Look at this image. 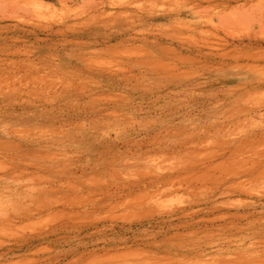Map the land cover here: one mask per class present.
<instances>
[{
  "label": "rangeland",
  "instance_id": "374dc122",
  "mask_svg": "<svg viewBox=\"0 0 264 264\" xmlns=\"http://www.w3.org/2000/svg\"><path fill=\"white\" fill-rule=\"evenodd\" d=\"M262 39L264 0H0V264H264Z\"/></svg>",
  "mask_w": 264,
  "mask_h": 264
},
{
  "label": "bare ground",
  "instance_id": "6f19581e",
  "mask_svg": "<svg viewBox=\"0 0 264 264\" xmlns=\"http://www.w3.org/2000/svg\"><path fill=\"white\" fill-rule=\"evenodd\" d=\"M261 21V20H260ZM262 40H264V39H262ZM261 41V40H260ZM227 56V55H226ZM186 182V181H185ZM192 183V182H191ZM183 188V187H182ZM131 190L133 189V188H130ZM180 189V188H179ZM129 192V191H128ZM115 196V195H114ZM119 196V195H118Z\"/></svg>",
  "mask_w": 264,
  "mask_h": 264
}]
</instances>
